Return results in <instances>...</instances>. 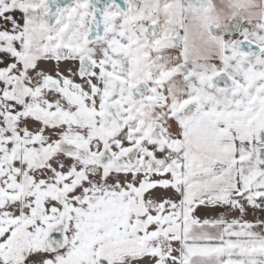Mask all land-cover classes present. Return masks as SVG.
<instances>
[{
    "label": "snow or ice",
    "instance_id": "snow-or-ice-1",
    "mask_svg": "<svg viewBox=\"0 0 264 264\" xmlns=\"http://www.w3.org/2000/svg\"><path fill=\"white\" fill-rule=\"evenodd\" d=\"M0 264H264V0H0Z\"/></svg>",
    "mask_w": 264,
    "mask_h": 264
}]
</instances>
